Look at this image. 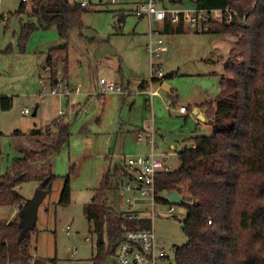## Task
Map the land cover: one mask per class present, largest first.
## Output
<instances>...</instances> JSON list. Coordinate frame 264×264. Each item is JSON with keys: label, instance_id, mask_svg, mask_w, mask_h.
Instances as JSON below:
<instances>
[{"label": "rangeland", "instance_id": "374dc122", "mask_svg": "<svg viewBox=\"0 0 264 264\" xmlns=\"http://www.w3.org/2000/svg\"><path fill=\"white\" fill-rule=\"evenodd\" d=\"M83 1L88 3L81 16L83 29H74L68 39L66 78H63L62 64L58 66L61 91L73 90L82 84V94L69 98L51 94L55 85L45 65L47 50L56 47V43L66 42L61 40L58 28H37L23 43L21 23H33L37 19L27 12H17L21 0H1L2 10L9 19L0 24V176L11 169L23 150L42 147L38 141L42 138L28 134L32 128L45 127L59 118L71 126L69 143L48 162L55 178L39 206L31 233L30 251L46 263L52 259L64 260L77 249L74 257L77 264H93L100 237L86 218L84 205L91 202L109 165L113 174L115 166H123L125 156L144 153L146 144L138 141L139 130L154 128V152L159 157L169 155L167 163L171 171L181 165L178 152L190 147L195 136L211 133L193 111L186 117L175 109L193 108L194 102L204 97L205 100L216 98L221 90L225 61L236 40L229 33L202 32L200 25L189 24L182 33L163 34L159 22L139 18L133 11L139 2L146 0H78ZM174 1L178 3L167 1L168 10L196 8L194 0ZM159 39L168 45L170 52L152 57L150 44L155 48ZM153 66H161L164 75L174 73L165 83L177 93L175 105L162 87L164 80H152ZM101 78L116 84L125 79L127 83L122 85L134 97H128L129 93L125 100L124 96L116 95L109 101L108 95L95 96L93 93L100 92ZM144 82L147 87L141 89ZM158 85L159 95L152 98L150 91ZM3 96L13 98L11 108H2ZM26 109L29 112L25 113ZM67 176L71 200L62 205L60 197ZM119 180L118 174H113L107 192L108 203L116 210L123 209V200L117 191ZM41 186L42 181L32 179L17 190L28 201ZM184 196L185 203L176 204L172 214L167 213L168 203L154 209L156 237L167 252L159 264H177L175 250L188 241L181 223L170 216L186 217L189 196ZM137 208L141 216L152 217L151 205ZM10 220L22 222L23 217L18 206L11 202L9 192L1 191L0 223ZM103 241L107 248V235ZM104 264H115L114 256L107 254Z\"/></svg>", "mask_w": 264, "mask_h": 264}, {"label": "trees", "instance_id": "16d2710c", "mask_svg": "<svg viewBox=\"0 0 264 264\" xmlns=\"http://www.w3.org/2000/svg\"><path fill=\"white\" fill-rule=\"evenodd\" d=\"M167 1L159 0L164 7ZM194 2L200 10L232 12L230 21L226 12L222 22L211 21L208 30L202 31L229 33L236 38V43L226 60L215 105L208 104L207 123L214 130L195 136L191 147L178 152L180 167L159 173L156 178L158 191H178L195 200L194 204H188L183 221L188 241L176 248L175 260L177 264H264V0ZM83 9L77 0L73 3L69 0L21 2L17 12H27L37 19V22L21 23L22 42L35 29L52 26L58 28L61 40L68 41L74 29H83ZM164 32L182 33L183 25L175 26L167 19ZM68 49L66 42L47 53L52 84L58 82L60 64L63 78L68 76ZM173 75L167 74L164 78ZM12 101V97L3 96L2 108H11ZM28 134L42 138L38 139L42 147L23 150L11 169L0 176V192H9L11 202L20 207L22 217L21 210L27 200L17 187L38 179L42 181L41 187L49 190L55 178L49 171L50 157L59 154L72 135L70 123L61 118L45 127H34ZM39 169L46 172L38 173ZM112 175L109 170L103 175L91 202L84 205V214L100 237L93 264H104L106 255L115 252L123 239L122 224L150 227L145 219L138 223L127 220L124 213L108 204ZM70 200V177L67 176L60 204L67 205ZM32 230L22 233L21 222L16 220L0 223V264H30ZM104 235L109 240L107 248ZM45 263L40 258L34 261V264Z\"/></svg>", "mask_w": 264, "mask_h": 264}, {"label": "built area", "instance_id": "2783aa9c", "mask_svg": "<svg viewBox=\"0 0 264 264\" xmlns=\"http://www.w3.org/2000/svg\"><path fill=\"white\" fill-rule=\"evenodd\" d=\"M22 2H28L29 0H21ZM115 2L116 0H111ZM82 6H87L86 1L81 2ZM228 12L227 20L230 21L233 17L232 12L229 10H200L197 7L192 10L185 9H173L168 10L166 7L162 6L159 0H146L140 2L135 9V14L139 18H148L151 22L159 21L162 25L165 24L167 19L172 24H190V25H200L201 30H208V24L211 21L222 22L224 20V13ZM8 14H5L2 10V3L0 0V24L3 20H8ZM158 45L152 48L150 44V54L152 57L160 56L162 53L168 51L169 47L161 39L158 40ZM164 78L163 70L160 67L152 68V80L161 81ZM100 92L101 95H112L117 93L131 94L123 85L109 82L104 78L100 79ZM160 87V85H158ZM80 91V85L76 89L69 90L65 89L61 91L59 88V80L56 82L55 87L51 90L52 95H66L74 96ZM150 93L152 95L158 94L157 91L151 89ZM178 111L180 113L190 114L192 111L186 106H180ZM29 112L26 109L25 113ZM154 133L146 134L143 131L137 133V139L139 141L146 142L151 149L143 154L129 155L125 158V171L133 176V179H128L123 181L118 189L122 197V212L127 220H134L137 223L140 220H147L150 222L149 228H144L139 226L129 227L127 224H122L124 233L123 239L117 245L116 250L113 254L115 258V264H159V261L167 256V252L164 247L159 243L156 233L153 227V220L155 215V210L157 206L162 204H169V209L167 213L175 212V205L179 203H173L168 200V195L170 191H158L156 186V178L159 173L170 172V165L167 163L169 155L164 157H159L157 153L154 152ZM165 192H167L165 194ZM178 192V191H177ZM180 193V192H179ZM182 194V193H181ZM183 195V201H185V196ZM195 200L189 198L188 204H194ZM127 205L128 209L124 206ZM139 205H151L154 212H152V217H143L138 211L137 207ZM143 213V212H141ZM172 219L177 223H182L184 219L178 215H170ZM69 226L67 231L69 232ZM87 241L90 239L87 238ZM78 250L74 249L73 252L64 260H56L50 264H77L75 260V255Z\"/></svg>", "mask_w": 264, "mask_h": 264}, {"label": "crops", "instance_id": "0c3cea01", "mask_svg": "<svg viewBox=\"0 0 264 264\" xmlns=\"http://www.w3.org/2000/svg\"><path fill=\"white\" fill-rule=\"evenodd\" d=\"M76 1V0H75ZM78 1V0H77ZM140 3V2H139ZM138 3V4H139ZM80 4H81V2H80ZM138 4H137V6H138ZM137 6H136V8H137ZM86 7V6H85ZM135 8V9H136ZM134 12H135V10H133ZM144 19V18H143ZM150 22V21H149ZM157 22H159V21H157ZM160 23V22H159ZM161 24V23H160ZM165 25V24H164ZM164 25H162L161 24V28H162V33L163 34H168V33H166V32H164ZM173 25H175V26H177V24H173ZM185 25H187V24H185ZM185 25H183V31H184V29H185ZM190 25V24H189ZM202 32H205V31H202ZM172 34H174V33H172ZM236 39V38H235ZM67 43H68V41H66ZM65 42V43H66ZM235 43H236V40H235V42H234V45H233V47L235 46ZM54 45H57V46H62L61 45V43H56V44H54ZM68 45H69V43H68ZM56 46V47H57ZM232 47V48H233ZM53 48V47H52ZM231 48V49H232ZM51 48H49L47 51H49ZM170 52V49H168V51H166V52H164L162 55H166L167 53H169ZM226 62V61H225ZM226 64V63H225ZM46 68L48 69V67H47V65H48V63H47V60H46ZM225 67V66H224ZM49 70V69H48ZM59 76H60V74L58 73V80H59ZM63 79V78H62ZM102 79V78H101ZM162 80H164V82L162 83V86H163V84L165 83V78L164 79H162ZM64 81V80H63ZM126 81H125V79H123L122 81H121V85L122 84H126L125 83ZM53 85H55V84H53ZM80 85V89H81V87H82V84H78L77 85V87ZM147 87V83H143L142 85H141V89H145ZM159 89H160V87H158V86H156V87H153V90H155V91H157L158 92V94H155V95H152L151 93H150V95H151V97L153 98V97H155V96H157V95H159ZM98 91V90H97ZM95 92V93H93L95 96H97V97H105L104 95H101V94H99V92ZM82 94V92H81V90L79 91V93L78 94H76L75 96H79V95H81ZM168 94H169V97L172 99V104L173 105H175V102H176V98H177V93H176V91H175V89L174 88H172V87H170L169 86V90H168ZM116 95H119V96H124L123 97V99H125L126 100V95L125 94H122V93H117V94H112V95H108V99H109V101L111 100V98L112 97H114V96H116ZM67 97H69L70 98V96H67ZM128 97H134V95H133V93H131V94H129V96ZM217 97V96H216ZM216 98H213V99H210V100H205V97L204 98H202V99H199V100H196L194 103H195V105L193 106V108H191L190 106H189V111H193V113H194V111L197 109L198 110V114L199 115H196L197 116V120L198 121H200V122H202L203 123V125L204 126H206L208 129H209V131L210 132H212L213 130H214V126L212 125V124H209V123H207V116H206V113L208 112V104L210 103V102H212L213 104V106L215 105V102H214V100H215ZM180 107V106H179ZM178 109L179 108H177V109H175V112L176 113H178V114H180V115H186V117H188V114H185V113H180L179 111H178ZM201 115H203V117L205 118V119H201V118H199V116H201ZM140 131H143L144 133H146V134H151V133H154V135H152V137H153V141H155V131H154V128H152L151 130L149 129V130H146V129H144V128H142L141 130H139L138 132H140ZM139 141V140H138ZM139 142H143V143H145L146 145H145V147H144V149H143V152L145 153V152H147V151H149L150 149H151V147L146 143V142H144V141H139ZM193 142V141H192ZM154 145H155V142H154ZM193 145V144H192ZM191 145V146H192ZM190 146V147H191ZM154 148V147H153ZM127 156H125V158H126ZM125 158H124V161H123V166H121V167H117V166H115L114 167V172H113V174H115V173H117L118 174V177H120V180L118 181V183H117V191H118V193H119V196L121 197V195H120V192H119V189H118V187H119V185L123 182V181H126L127 179H133V176L132 175H130V173H127L124 169H125V165H124V163H125ZM110 171L111 172V167H110V165L107 167V169L105 170V172L104 173H106L107 171ZM103 173V174H104ZM110 187H111V185H110ZM110 189V188H109ZM109 191V190H108ZM108 198V197H107ZM122 198V197H121ZM109 204V203H108ZM18 208L20 209V207L18 206ZM114 208V207H113ZM115 209V208H114ZM116 210V209H115ZM117 212H121V213H123L122 212V210H116ZM32 253V252H31ZM33 254V253H32ZM38 258V255H36V253H34L33 254V257H32V259H31V262H30V264H34V261L36 260ZM67 258V257H66ZM65 258V259H66ZM55 260V259H54ZM56 260H58V259H56ZM53 261V259L51 260V261H49L48 263H45V264H50L51 262Z\"/></svg>", "mask_w": 264, "mask_h": 264}, {"label": "water", "instance_id": "95a60500", "mask_svg": "<svg viewBox=\"0 0 264 264\" xmlns=\"http://www.w3.org/2000/svg\"><path fill=\"white\" fill-rule=\"evenodd\" d=\"M165 90H169V85L167 83H164L162 86ZM37 109L34 110V115L36 114ZM194 114H198V110L196 109L194 111ZM201 119H205L203 115L199 116ZM167 192H165L166 194ZM48 194V190L44 187H40L37 189L35 195L33 198L29 199L24 206L22 207L21 213L23 215V220L21 222L22 226V233H26L28 230H31L34 228L36 220H37V213L40 204L44 201ZM183 195L177 191H171L168 195V200L173 203H180L183 201ZM185 224L184 222L181 223V227L184 228Z\"/></svg>", "mask_w": 264, "mask_h": 264}]
</instances>
